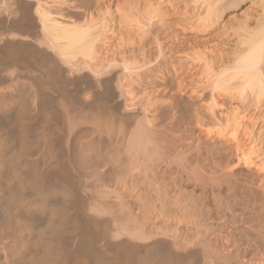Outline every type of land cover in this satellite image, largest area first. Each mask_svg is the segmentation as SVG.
<instances>
[{
	"label": "bare ground",
	"instance_id": "1",
	"mask_svg": "<svg viewBox=\"0 0 264 264\" xmlns=\"http://www.w3.org/2000/svg\"><path fill=\"white\" fill-rule=\"evenodd\" d=\"M0 53V264H264V0H0Z\"/></svg>",
	"mask_w": 264,
	"mask_h": 264
},
{
	"label": "rangeland",
	"instance_id": "2",
	"mask_svg": "<svg viewBox=\"0 0 264 264\" xmlns=\"http://www.w3.org/2000/svg\"><path fill=\"white\" fill-rule=\"evenodd\" d=\"M27 55L28 54H31V55H29V56H27V55H25V60H24V58L23 59H21V60H24V64H21V63H19V64H21V66L22 65H26V62H27V60H28V58H29V62H27V68L29 69V68H32V70L33 69H35V70H38L39 69V66H40V63L37 61V58H36V61H35V63H34V58H35V56L30 52V53H26ZM0 55H1V53H0ZM11 55L12 56H14L13 55V53H11ZM5 56H7V57H3V59H1L0 58V60L2 61L3 60V62H1L0 61V69H2V67L4 66L3 64H4V61H5V64H6V62H8L9 60H11V59H14V57L16 58V56H14V57H10V53H8V54H6ZM27 57V58H26ZM5 58V59H4ZM9 58H11V59H9ZM33 58V59H32ZM8 60V61H7ZM22 63H23V61H21ZM38 62V63H37ZM34 63V64H33ZM29 64H30V67H29ZM3 65V66H2ZM34 65V66H33ZM35 65H38V66H35ZM34 67H36V68H34ZM4 68V67H3ZM24 68H26V66L24 67ZM34 70V71H35ZM41 84H43L42 83V81L40 82ZM50 85V86H49ZM58 85H60V83H58V84H56V85H54L53 83H52V85L50 84V83H47V84H45V86H43L44 88H47V91H49V94L51 93V97H53V101L55 100V98H57L55 101L56 102H59V101H67V97H65L66 96V92H65V90H63V88H62V86L60 85V86H58ZM53 86V87H52ZM56 86L58 87V88H56ZM50 87V88H49ZM48 88H49V90H48ZM56 88V90H55V92L53 91L54 89ZM61 88V89H60ZM62 90V91H61ZM52 91V92H51ZM57 91H59V92H57ZM57 93L56 95L54 94V93ZM63 93H64V95H63ZM54 94V95H53ZM56 96V97H55ZM63 97H65V98H63ZM61 99H63V100H61ZM52 100V99H51ZM64 101V102H65ZM55 102V103H56Z\"/></svg>",
	"mask_w": 264,
	"mask_h": 264
}]
</instances>
